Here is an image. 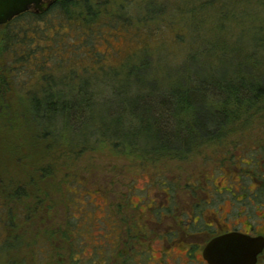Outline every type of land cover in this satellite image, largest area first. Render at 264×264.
<instances>
[{
	"label": "rangeland",
	"instance_id": "rangeland-1",
	"mask_svg": "<svg viewBox=\"0 0 264 264\" xmlns=\"http://www.w3.org/2000/svg\"><path fill=\"white\" fill-rule=\"evenodd\" d=\"M223 1L225 0H155V6H160L162 10L157 13L155 20L154 18L145 20L143 18L147 14L144 7L147 1L131 0L132 3L124 6V12L119 14L135 20L134 23L140 26L139 29L137 27L139 35H133L135 26L130 32H126L120 26L102 24L93 37V48L103 54L101 57L103 65L119 67L122 62L129 60V56L137 54L142 49L161 53L163 46H166L173 53L170 62L164 61L161 65L155 62L153 66L160 71L155 78L156 81L160 84L170 83L174 80L168 79L165 71L167 68H176V63L189 47V44L175 43L172 40L174 32H183L187 36V43L195 36H205L213 41L217 37H222L221 41L225 42V45L220 48L228 51L229 57H232L235 50L245 54L240 43L249 39L250 29L256 27L252 24L262 23L257 22L258 15L260 13L264 15L262 4L257 0H232V5L228 6L221 4ZM119 7L120 3H112L104 6L102 11L106 15L117 14L120 12ZM171 11L178 12L175 14L173 27L164 36L154 39L153 37L166 27V22L159 20V16ZM48 18L51 21L62 20L63 16L55 12ZM56 25L58 26L57 23L54 24L55 27ZM60 29L61 34L63 31L66 32L63 25ZM3 30L0 26V44L4 39ZM147 32H152L154 36H147ZM259 34L264 38V32ZM194 46L200 48L202 44ZM247 47L250 48V44ZM59 50L60 58L64 60L71 58V51L68 48ZM9 58L10 53H5L0 61L3 64ZM83 62L85 63L83 67L97 69L90 61ZM83 62L76 61L75 66L79 67ZM224 66L231 72L230 67L238 66V61L234 62L231 59ZM228 70L226 72L229 74ZM26 76L27 74H23L20 78L24 81ZM21 79L18 81L19 84L23 82ZM117 82L119 80H114L113 84ZM19 84H16L17 87ZM44 85L43 81L36 89L39 96H42ZM19 90L21 91L20 87ZM97 90L100 92L99 99H108L110 102L97 101L91 117L94 123L87 122V125L97 127L100 121L113 125L117 112L115 114L116 109L110 106H115L119 98L104 85H98ZM262 101L264 102V97ZM255 111L234 116L225 125V132L219 139L202 143L183 158L153 155L143 158L140 154L115 146L112 141L89 142L82 145L72 140L54 141L51 135L42 142L30 141L21 152L1 142L0 173L3 177L6 174L9 178L27 181L31 197L26 201L31 206V212L28 214L30 217L28 223L25 221V217L27 219L25 209L23 213L20 211L18 218H15L14 234L18 239H15L13 244L15 243L16 249L4 248L1 243L3 230L0 231V264H71L67 258V240L62 237V231L66 232L68 220L71 221L73 234L83 240L80 241L81 249L83 248L81 252L83 264H88L91 258L97 262V257L102 256L103 251L106 252L108 248L111 250L117 235L121 236V241L127 238L132 248L125 250L127 247L121 246L122 250L119 251L126 253L123 260L120 258L117 264H124L125 261L126 264H207L204 263L200 250L196 249L193 258L186 253L192 242L202 247L208 241V232H214L218 227L216 214L223 215L222 218H218L219 223L226 225L223 218L224 213L230 209V204L228 202L224 206L222 202L221 208L212 205L208 210L210 204H206V199L202 195V185L205 184L206 178L215 176L216 183L222 182L224 186L226 184V181H223L224 174L227 172L225 169L235 168L241 158L245 161L259 159L260 171L264 172V104H259ZM87 117L85 114L80 120L81 124L90 118ZM137 128L138 124L130 126L128 131L136 134L139 132ZM72 134L69 133V136ZM138 141L141 144L146 143L144 136H139ZM42 165L50 168L52 174L47 178L36 174L37 176L30 180V174L27 175L30 170L33 171ZM197 194L201 199L200 205L203 210L201 216L205 215V219L190 230L197 234L196 239L193 236L184 237L180 232L181 227H170L174 225L173 219L154 217L152 211L154 208L149 210L146 207L151 200L160 198L159 201H162L169 197L173 211L171 215H175L179 207L191 205L192 202L198 203L192 199L193 195ZM147 195L150 199L140 204L141 199ZM41 201L43 205L38 208L37 204ZM12 209L16 212L15 206H12ZM218 210L220 211L217 213ZM260 211L258 214L263 215L264 210ZM0 216L1 226L3 221H8L9 218L1 212ZM228 221L235 222L232 217ZM259 222L264 228V220ZM142 236L145 239H142ZM38 242L43 244L40 246ZM110 261L108 258L106 264ZM259 264H264V257Z\"/></svg>",
	"mask_w": 264,
	"mask_h": 264
},
{
	"label": "trees",
	"instance_id": "trees-1",
	"mask_svg": "<svg viewBox=\"0 0 264 264\" xmlns=\"http://www.w3.org/2000/svg\"><path fill=\"white\" fill-rule=\"evenodd\" d=\"M146 1L144 8L147 16L143 19L155 20L162 9L155 6V0ZM257 1L262 4L264 12V0ZM129 2L131 0H57L44 12L30 10L2 25L4 39L0 44V60L5 53H10V58L3 64L0 61V143L21 152L30 141L42 142L51 135L54 141L72 140L82 145L112 141L115 146L140 154L143 158L147 155L183 158L202 143L219 139L225 132V125L234 116L251 110L256 112L259 104H264V38L259 34L264 32L263 14L257 17V22L262 23L252 24L256 27L250 29L249 39L240 43L245 54L235 50L232 57L220 48L225 45L222 37L213 41L205 36H195L187 43L183 32H174L172 40L189 44V47L176 63L177 67L165 71L168 79L174 81L160 84L155 79L160 71L153 65L155 62L158 65L170 62L173 53L166 46L161 53L142 49L129 56V60L119 67L103 65V54L93 48V37L102 24L120 26L126 32L135 26L133 35H139L137 27L139 29L140 26L134 23L135 20L119 14L124 12L123 7ZM231 2L225 0L221 4L229 6ZM112 3H120V12L103 13L102 8ZM55 12L63 19L51 21L48 17ZM175 14L178 12H164L159 16V20L166 22V27L154 39L164 36L173 27ZM56 23L58 26L55 27ZM62 25L66 32L61 34ZM150 33L146 35L154 36ZM198 44L202 46L196 48L194 45ZM59 48H68L71 58H60ZM230 58L238 61V66L230 67L231 72L224 66ZM76 61H90L97 69L83 67L84 62L76 67ZM23 74H27L24 81L20 78ZM60 76L68 79H60ZM19 79L23 81L20 84ZM114 80L119 82L113 84ZM43 81L45 85L42 96H39L36 89ZM98 85L110 88L119 98L115 106H110L116 109L117 118L113 125L100 121L97 127H90L87 122L94 123L91 117L95 103L110 102L99 99ZM85 114L90 118L81 124ZM136 124L139 132H129L128 128ZM69 133H73L71 137ZM139 136H144L146 143L141 144ZM29 174L32 180L37 175L47 178L52 171L42 165L30 170ZM2 175L0 173V212L9 219L0 226V231L3 230L1 243L9 250L16 249L13 244L18 239L14 234L15 218L20 211L23 213L25 209V221H30L28 214L31 206L26 200L31 194L27 181ZM74 176L73 179L76 178ZM11 205L15 206L16 212ZM41 205L42 201L37 207ZM65 231H62V237L67 240L68 260L71 264H83L80 242L83 240L73 234L69 220L66 221ZM37 244L41 246L43 243ZM107 251H103L102 256L95 255L98 264H106L108 258L111 260L108 264L112 263V249ZM261 256L262 259L264 253ZM93 259L88 264H97Z\"/></svg>",
	"mask_w": 264,
	"mask_h": 264
},
{
	"label": "flooded vegetation",
	"instance_id": "flooded-vegetation-1",
	"mask_svg": "<svg viewBox=\"0 0 264 264\" xmlns=\"http://www.w3.org/2000/svg\"><path fill=\"white\" fill-rule=\"evenodd\" d=\"M31 10L37 12L34 9ZM260 169L261 161L259 159L254 158L250 161H245L244 158H241L238 160V164L235 168L225 169L227 172L224 174L225 180L223 181H226L224 186L222 185V182L216 183L217 179L215 176L206 178V182L202 185L201 190L203 192L202 195L206 199V204H210L208 205V210L212 205L221 208L222 202L224 206L229 202L230 209L224 213L223 221L226 225H221L219 223L218 218H222L223 215L218 213L220 210L217 211L218 214H216L215 220L217 221L218 227L214 232H208V241H206L202 247H198L196 246V243L193 244L192 242L186 253L187 256L193 258L196 255L197 249L198 251H201L200 255L202 257L203 248L208 242L217 236L228 233L239 232L252 237H264V228L263 225L260 226L261 223L259 222V220H264V214H258V212H261L260 210H264V172L262 173ZM235 175H237V177H235ZM195 187L196 185L194 184L193 188ZM164 193L166 194V192ZM199 197L200 195L198 194L193 195L192 199L198 203L194 204L192 202L191 205L187 204L185 207H182L184 209L179 207V209L176 210L177 214L175 215H171L173 211L171 210L172 205L169 197H166L162 201H159L160 198L156 197L158 199L151 200V203L146 207L149 210L154 208L152 210L154 217H161L162 219L166 218L168 220L173 219L174 225H170V227H181L182 230L180 232L184 237L193 236L194 239H196L197 234L190 232V230L195 228L199 221L205 219V215L201 216L203 210L200 205L201 199ZM147 199H150L149 195L141 199L140 204L144 203ZM199 207L200 209H198ZM230 217H232L235 222H229L228 220ZM253 219H255L254 222H252ZM149 221L153 222L152 219H149ZM208 226L212 227V225ZM141 238L145 239L143 236ZM122 240L123 241H121V236H116L112 243V252L110 256L113 259L111 264H117L121 255L126 253L125 251H119V249L122 250V245L127 247L125 250L132 249L129 246L130 242L127 241V238H123ZM262 254H260L257 264H259ZM204 263L207 262L204 261Z\"/></svg>",
	"mask_w": 264,
	"mask_h": 264
},
{
	"label": "water",
	"instance_id": "water-1",
	"mask_svg": "<svg viewBox=\"0 0 264 264\" xmlns=\"http://www.w3.org/2000/svg\"><path fill=\"white\" fill-rule=\"evenodd\" d=\"M57 0H0V26L30 11L48 10ZM264 251V237L239 232L217 236L203 248L207 264H257Z\"/></svg>",
	"mask_w": 264,
	"mask_h": 264
}]
</instances>
